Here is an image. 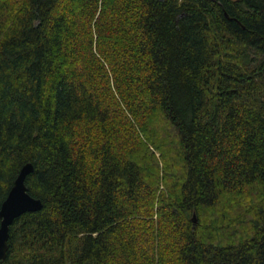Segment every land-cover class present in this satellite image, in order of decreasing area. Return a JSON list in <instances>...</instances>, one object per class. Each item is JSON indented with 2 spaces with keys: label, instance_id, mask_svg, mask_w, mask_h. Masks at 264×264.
<instances>
[{
  "label": "trees",
  "instance_id": "trees-1",
  "mask_svg": "<svg viewBox=\"0 0 264 264\" xmlns=\"http://www.w3.org/2000/svg\"><path fill=\"white\" fill-rule=\"evenodd\" d=\"M28 163L0 264H264V0H0V209Z\"/></svg>",
  "mask_w": 264,
  "mask_h": 264
},
{
  "label": "water",
  "instance_id": "water-1",
  "mask_svg": "<svg viewBox=\"0 0 264 264\" xmlns=\"http://www.w3.org/2000/svg\"><path fill=\"white\" fill-rule=\"evenodd\" d=\"M34 172V165H24L16 178L6 200L0 209V261L5 260L9 251L10 228L16 219L30 212H37L42 209L43 202L30 195L26 185L27 177ZM196 225L197 215L192 218Z\"/></svg>",
  "mask_w": 264,
  "mask_h": 264
}]
</instances>
